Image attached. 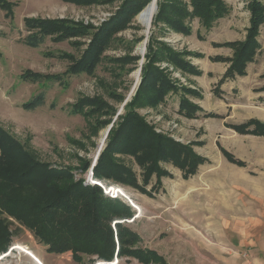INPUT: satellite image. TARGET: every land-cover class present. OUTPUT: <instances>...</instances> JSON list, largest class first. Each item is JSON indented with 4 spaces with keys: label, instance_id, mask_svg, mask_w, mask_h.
Here are the masks:
<instances>
[{
    "label": "rangeland",
    "instance_id": "rangeland-1",
    "mask_svg": "<svg viewBox=\"0 0 264 264\" xmlns=\"http://www.w3.org/2000/svg\"><path fill=\"white\" fill-rule=\"evenodd\" d=\"M6 1L8 9L0 7V125L38 159L70 169L86 183H98L106 198L118 199L131 207L133 215L104 212L102 225L105 233L110 234L109 229L113 232L115 249L121 246L116 237L121 228L137 236L133 241H125L124 248L151 249L169 264H264V161L255 160L254 148L247 141L235 153L230 152L236 159L245 158L246 165L224 158L217 138L231 142L248 137L227 130L244 121H229L226 113L211 106L217 98L226 103L232 96L243 95L238 90L227 92L222 86L228 79L246 76L249 65L251 77L260 72L257 76L262 80L251 91L264 92L258 89L264 85V23L256 38L254 59L246 63V73L232 77L228 73L237 42L245 39L249 26V0H224L229 12L214 19L209 27L193 13L189 0H172L176 7L164 15L171 20L181 19L184 26L156 20V0L147 33L144 34L145 28L136 14L114 36L102 62L91 74L67 72L70 57H78L81 51L71 40L47 37L38 46L25 43L30 33L25 20L68 18L97 26L115 12L122 0L89 5L65 0ZM149 44L153 45L150 53ZM165 51L185 63L173 62ZM148 53L156 57L154 64L177 88L170 90L162 101L154 97L151 100L149 94L153 93L140 86L144 67L150 60ZM234 92L238 94L232 95ZM182 97L199 108L196 116L178 112ZM263 98L264 95L257 97V102L264 103ZM129 110L142 117L154 132L190 146L204 161L184 178L183 169L160 159L158 163L168 173H161L160 179L156 173L149 175L144 186L151 194L112 177L95 176L93 167L112 138L111 130ZM134 143L131 140L128 144L131 152L110 153L130 166L137 176L136 182L142 184L145 167L138 163L135 154L145 155L149 148L142 146L136 150ZM87 163L89 167L85 169ZM108 190L112 194L105 192ZM3 214L21 231L9 235L7 243L0 241V246H4V250L0 249V264H38L22 247L43 264H144L137 256L117 255L118 251L111 260L95 252L79 253L78 262L71 249L47 251L42 239L9 209ZM49 218L44 216L51 227ZM105 233L100 236L103 238Z\"/></svg>",
    "mask_w": 264,
    "mask_h": 264
},
{
    "label": "trees",
    "instance_id": "trees-1",
    "mask_svg": "<svg viewBox=\"0 0 264 264\" xmlns=\"http://www.w3.org/2000/svg\"><path fill=\"white\" fill-rule=\"evenodd\" d=\"M65 1L78 5H89L100 3L103 0ZM150 1L122 0L115 12L97 26L68 18H28L25 20V28L30 33L25 37V43L38 46L47 37L58 41L71 40V43L81 51L78 57H70L67 72L94 73L102 62L104 52L114 36L126 28L133 17ZM157 2L156 20L161 18L174 26H184L179 18L172 17L174 21L168 16L164 18L165 12L176 7V5L172 6V0H157ZM189 3L193 7V13L201 18L205 27H209L214 19L229 12V7L224 0H189ZM0 7L7 10L8 2L0 0ZM248 9L250 10L249 26L245 39L237 42L236 56L228 69L231 77L246 73V63L254 59L258 48L256 38L260 26L264 23V4L261 0H249ZM84 37L87 39L83 42L74 40ZM151 38L154 39L153 34ZM152 46V44L148 45L149 53ZM165 52V55L173 62H184L178 56L171 57L174 54L170 51ZM149 53L147 58L150 60L144 67L140 86L153 93L149 94L151 100L154 97V100L162 101L170 90L177 88L166 73L154 64L156 57L149 56ZM258 89L263 90L264 85ZM198 110L197 106L188 102L184 97L180 99L179 113L194 117ZM120 120L117 127L111 130L112 138L93 167L95 176L112 177L117 181L137 187L141 192L151 194L144 186L149 180V175L156 173L157 179H160L161 173H168L158 163L160 159L167 160L183 169L184 178L193 174L198 164L204 161V158L190 146L182 145L154 132L145 120L133 111H127L120 117ZM231 127L241 133L264 135V122L257 119H250L241 124L231 125ZM131 140L136 142L132 145L133 149L139 150L142 146L149 148L145 155L135 154L138 163L145 167L141 175L142 184L136 182L137 176L130 166L117 161L110 153L112 150L131 152L128 145ZM221 150L230 162L240 166L245 165V162L236 159L230 152ZM88 167L87 163L85 169ZM0 209V241L4 243H7L9 235L14 236L21 231L20 226L16 225L14 228V221L3 214V211L9 209L20 223L26 225L35 236L42 239L47 246V251L58 253L71 249L74 260L78 262L81 260L79 253L90 255L95 252L105 260H111L115 251H118L117 255L119 253L137 256L144 264H169L151 249L124 248L125 241H133L137 237L136 233L129 230L120 228L116 232L121 246L115 249L113 232L109 229L110 234L108 231L105 233L102 225L104 212L110 210L112 214L118 212L133 215L134 211L131 207L118 199L106 198L98 183H86L83 178L75 177L70 169L53 166L38 159L32 151L26 149L21 141L1 125ZM29 213L32 216H28ZM45 215L50 216L51 227L47 226L44 220ZM104 233L102 238L100 235ZM0 249L4 250V246H0Z\"/></svg>",
    "mask_w": 264,
    "mask_h": 264
},
{
    "label": "crops",
    "instance_id": "crops-1",
    "mask_svg": "<svg viewBox=\"0 0 264 264\" xmlns=\"http://www.w3.org/2000/svg\"><path fill=\"white\" fill-rule=\"evenodd\" d=\"M249 66H248V73H246V76L242 78H238V79H231V80L228 79V81H226L225 84L222 86V89H224L227 92L238 90L240 92L242 91L243 95L238 96V97L232 96L230 97L229 101H226V103L223 100H220L219 98H217L211 104V106L217 109L219 113L221 114L226 113L225 118L228 119L229 121L240 123L241 121L246 122L247 120L251 118L264 120V103L257 102L258 100L257 97L264 95V92H257L256 90L255 92L251 91L255 87L254 86L255 84H258L260 81H262L257 76L260 72L254 74V77L252 78L251 77L252 74L249 72ZM250 81H253V82L250 83ZM247 87H250V88L247 89ZM237 94H238L237 92L232 93V95H237ZM223 107H225V111H222ZM221 125L222 126L224 125L223 121L221 122ZM227 130L233 131L236 136L248 137V138H242V139L235 138L236 140H233L231 142H224L221 138H217V143L220 145L219 146L220 150L224 149L228 152L235 153L237 147L240 146V144L246 145V141H247V143H249V145L254 148V150L253 148L252 150L254 151L255 160L264 161V136L255 135V134H244V133L237 132L232 128H228ZM220 152L224 156V154L222 153V150ZM224 158L226 157L224 156ZM241 158L240 160L242 161L245 160V158H242V159Z\"/></svg>",
    "mask_w": 264,
    "mask_h": 264
},
{
    "label": "bare ground",
    "instance_id": "bare-ground-1",
    "mask_svg": "<svg viewBox=\"0 0 264 264\" xmlns=\"http://www.w3.org/2000/svg\"><path fill=\"white\" fill-rule=\"evenodd\" d=\"M155 10H156V1L154 0H151V2L148 4V7L146 9H144L142 12L139 13V15L137 16V19L138 21L144 26V34L147 33V30L148 28L150 27V23H151V20H152V17L155 13ZM146 43V42H145ZM144 47H145V44H144V40L141 42L140 44V53L143 54V51H144ZM135 76L137 77V72L135 73ZM21 248V247H20ZM25 252H27V254L33 256V258L35 259V261L38 263V264H43L36 256L33 255L32 252H30L28 249H25L24 247H22ZM21 248V249H22ZM114 263V262H112Z\"/></svg>",
    "mask_w": 264,
    "mask_h": 264
},
{
    "label": "water",
    "instance_id": "water-1",
    "mask_svg": "<svg viewBox=\"0 0 264 264\" xmlns=\"http://www.w3.org/2000/svg\"><path fill=\"white\" fill-rule=\"evenodd\" d=\"M153 1H154V0H153ZM155 1H156V0H155ZM149 3H150V2H149ZM149 3H148V4H149ZM148 4H147V5H146V6H145L140 12H142L144 9H146V8L148 7ZM140 12H139V13H140ZM139 13H138V14H139Z\"/></svg>",
    "mask_w": 264,
    "mask_h": 264
},
{
    "label": "built area",
    "instance_id": "built-area-1",
    "mask_svg": "<svg viewBox=\"0 0 264 264\" xmlns=\"http://www.w3.org/2000/svg\"><path fill=\"white\" fill-rule=\"evenodd\" d=\"M105 192H106V193H111V194H112V192H111V191H109V190H108V191H105ZM114 193H116V192H114Z\"/></svg>",
    "mask_w": 264,
    "mask_h": 264
}]
</instances>
